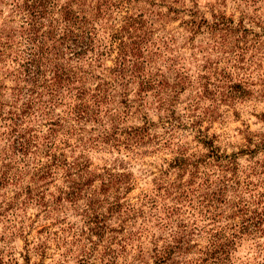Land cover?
Masks as SVG:
<instances>
[{"label": "rangeland", "instance_id": "1", "mask_svg": "<svg viewBox=\"0 0 264 264\" xmlns=\"http://www.w3.org/2000/svg\"><path fill=\"white\" fill-rule=\"evenodd\" d=\"M23 4L0 0V264H264L239 229L264 230V0H81L108 9L63 60L103 85L83 119L82 84L26 81Z\"/></svg>", "mask_w": 264, "mask_h": 264}, {"label": "trees", "instance_id": "2", "mask_svg": "<svg viewBox=\"0 0 264 264\" xmlns=\"http://www.w3.org/2000/svg\"><path fill=\"white\" fill-rule=\"evenodd\" d=\"M78 2L81 0L67 1L58 6L56 0H24L23 18L29 28L24 32L26 37L23 67L27 82L37 85L38 78H40L43 81L39 86L43 88L50 86V89L57 94L59 90L67 88L69 85H75L76 82L82 84L81 87H73L77 92L76 97L84 101L81 107H75L73 113L78 119H83L89 110L87 102L90 100L96 104L103 102V85H99L94 90L97 93H92V91L90 93V90L84 88L88 79L81 74L85 73L81 71L82 68L75 63L71 64L63 62V60H65V56H68L70 62H79L87 52L93 51L95 42L93 22L106 15L108 9L103 10L104 4L99 5L96 16L90 21L84 11L79 8L82 4H78ZM46 40L52 41L53 44L47 45ZM125 46L127 45L125 44ZM144 79L147 78L144 77ZM145 83L148 84L149 81H145ZM31 103L33 101H30ZM204 144L213 148L211 142H204ZM74 165L79 168L80 172H85L88 169L85 164H81L80 167V164L71 166L74 167ZM75 185L79 186L80 183L76 182ZM260 216L258 215V218H261ZM260 223V221L254 222L245 218L240 222V232H248L252 236L256 233H263L264 230L254 229Z\"/></svg>", "mask_w": 264, "mask_h": 264}]
</instances>
